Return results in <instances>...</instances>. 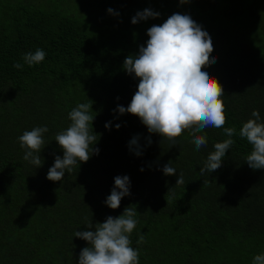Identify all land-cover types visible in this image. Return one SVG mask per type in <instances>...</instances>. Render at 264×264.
<instances>
[{"label": "trees", "instance_id": "trees-1", "mask_svg": "<svg viewBox=\"0 0 264 264\" xmlns=\"http://www.w3.org/2000/svg\"><path fill=\"white\" fill-rule=\"evenodd\" d=\"M144 9L161 15L133 24ZM174 13L191 15L213 37L217 59L208 70L225 92L224 127L237 129L221 168L203 176L213 145L227 138L222 128L206 129L208 144L197 151L188 130L173 146L139 117L113 111L127 107L138 89L124 60L146 46L150 27ZM37 48L47 53L43 62L13 67ZM89 99L99 155L50 181L55 156L63 157L55 135ZM253 110L264 120V0H0V264H78L89 245L75 231L130 206L139 221L131 234L139 264H252L264 253V169L245 162L251 145L238 131ZM36 126L49 129L39 168L23 159L18 142ZM134 136L139 157L128 146ZM169 161L176 175L162 172ZM180 172L184 184L175 186ZM124 175L131 195L113 210L105 201L114 178Z\"/></svg>", "mask_w": 264, "mask_h": 264}, {"label": "clouds", "instance_id": "clouds-1", "mask_svg": "<svg viewBox=\"0 0 264 264\" xmlns=\"http://www.w3.org/2000/svg\"><path fill=\"white\" fill-rule=\"evenodd\" d=\"M189 0H180L183 5ZM109 14L119 15L109 8ZM161 14L152 9L138 11L132 23L156 19ZM149 39L139 47V52L126 57L123 69L139 79L138 89L131 103L124 107L117 105L114 113L133 114L140 118L149 133L159 134L163 141L176 145V138L188 130L190 143L199 151L208 144V128L223 129L227 137L213 145L214 150L200 168V174L212 173L221 168L223 160L236 143L233 136L235 127H224L226 123V105L222 97L225 92L219 80L211 75L208 66L215 63L213 56V37L198 24L191 15L174 13L160 25L147 30ZM47 53L42 48L22 55L23 64L15 62L13 67L22 70L24 65H38L45 60ZM119 99V97H117ZM93 101L79 103L68 113L69 126L55 135V141L63 150V157L56 155L54 165L49 168L47 179L61 182L65 173L86 163L93 155H99L97 133L93 132ZM250 119L243 123L238 131L241 139L251 145V152L245 162L253 170L264 169V120L259 110H253ZM111 128V122L105 124ZM120 124L116 125L119 129ZM47 126H36L26 130L18 137L23 159L37 168L42 167L41 151L45 148ZM203 133V134H201ZM139 136L129 142V150L137 157L143 155ZM152 144L151 137L148 145ZM144 169L141 168V171ZM166 176L177 174L172 161L163 165ZM184 184V174L179 173L175 186ZM131 181L127 175L116 176L111 194L105 204L118 209L125 196L131 195ZM170 191V190H169ZM137 210L126 207L118 217L108 216L105 222L87 221L86 230L75 231L74 236L88 242L79 254L78 264H139L140 249L132 247L131 234L139 223ZM137 245L145 242L144 235L138 233ZM256 251V250H255ZM252 264H264V253L257 254Z\"/></svg>", "mask_w": 264, "mask_h": 264}, {"label": "rangeland", "instance_id": "rangeland-1", "mask_svg": "<svg viewBox=\"0 0 264 264\" xmlns=\"http://www.w3.org/2000/svg\"><path fill=\"white\" fill-rule=\"evenodd\" d=\"M258 242L262 243L261 240H260V238H258Z\"/></svg>", "mask_w": 264, "mask_h": 264}]
</instances>
